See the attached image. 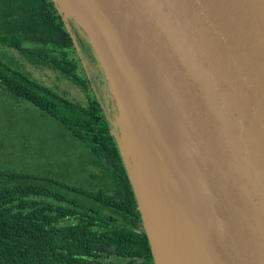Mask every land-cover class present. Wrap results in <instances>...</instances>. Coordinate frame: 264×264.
Listing matches in <instances>:
<instances>
[{"label":"water","instance_id":"95a60500","mask_svg":"<svg viewBox=\"0 0 264 264\" xmlns=\"http://www.w3.org/2000/svg\"><path fill=\"white\" fill-rule=\"evenodd\" d=\"M80 3L129 74L153 146L162 249L124 160L156 264H264V0Z\"/></svg>","mask_w":264,"mask_h":264},{"label":"trees","instance_id":"16d2710c","mask_svg":"<svg viewBox=\"0 0 264 264\" xmlns=\"http://www.w3.org/2000/svg\"><path fill=\"white\" fill-rule=\"evenodd\" d=\"M71 22L57 0H0V106L13 112L0 115V264H156L100 101L91 93L86 105L75 103L26 69L48 67L89 88ZM42 122L79 142L81 168L49 162Z\"/></svg>","mask_w":264,"mask_h":264},{"label":"rangeland","instance_id":"374dc122","mask_svg":"<svg viewBox=\"0 0 264 264\" xmlns=\"http://www.w3.org/2000/svg\"><path fill=\"white\" fill-rule=\"evenodd\" d=\"M57 1L64 9L66 19H73V22L70 23V31L79 51L80 76L85 79L89 88L83 87L78 82L70 81L59 71L48 67L35 68L26 63V69L38 82L75 103L86 105L88 94L91 93L100 101L104 119L115 138L120 154L123 157L122 152L125 153L123 159L129 163L131 172L136 178L142 193L141 196H143L141 197L142 206L150 214L157 235L155 237L156 243L162 249L164 248L163 244L167 245L168 243L170 219L166 207L157 201L153 194H158L159 190L157 174L152 167L155 165L152 153L153 146L148 141V136L145 137L147 141L146 139L143 140L144 143L142 140V142H137V136L141 139L143 134H147V131H145L143 123L141 124L137 120L139 109L133 101V92L131 91H134L135 88L130 79L125 80V77L128 79L129 74L122 66L121 61L115 56L116 61L120 62L121 67L119 68L116 66L115 60L109 54H106L98 43V41L102 43L105 41V30L97 20L92 8L90 9L86 4V6L82 5L80 1L76 3V8H73L71 0ZM42 45L38 41H28L25 44L29 48H38ZM13 53L18 58L19 54ZM109 53L113 54L114 57L115 53L112 48ZM108 57L112 59V64ZM10 113H13L12 110L3 108V105L0 106L1 117L5 118V115L8 117ZM16 113L11 116L14 117L12 121L13 128L16 127V120L18 119L16 116L19 115V119L21 117L19 112ZM12 125H9L8 128ZM22 125L23 122L20 119L18 122L19 130ZM40 128L43 133H40L39 136L43 134L44 141H42V144H45V156L49 159V162L63 161L70 165L72 170L74 167L81 168L85 164L87 161L85 151L70 133L63 129H56V126L46 122H42ZM33 134H29L31 139H33ZM30 167L28 166V168ZM125 168L129 175L127 166ZM156 201L160 207H155ZM179 263L184 264L182 261Z\"/></svg>","mask_w":264,"mask_h":264},{"label":"bare ground","instance_id":"6f19581e","mask_svg":"<svg viewBox=\"0 0 264 264\" xmlns=\"http://www.w3.org/2000/svg\"><path fill=\"white\" fill-rule=\"evenodd\" d=\"M78 1H81V0H71V2H72V5H73V8H76L75 7V5H76V3H78ZM135 128V127H134ZM136 130V129H135ZM136 132V134L138 135V133H137V130L135 131ZM146 135L145 134H143L142 135V137H141V139H139V136H137V142L139 143V142H142L143 140H145L146 138ZM142 140V141H141ZM146 141H147V139H146ZM143 143H144V141H143ZM147 143V142H146ZM145 145V144H144Z\"/></svg>","mask_w":264,"mask_h":264}]
</instances>
